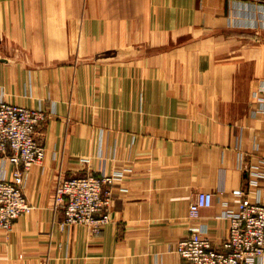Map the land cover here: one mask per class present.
<instances>
[{"label":"crops","instance_id":"obj_1","mask_svg":"<svg viewBox=\"0 0 264 264\" xmlns=\"http://www.w3.org/2000/svg\"><path fill=\"white\" fill-rule=\"evenodd\" d=\"M263 83L264 0H0V102L47 113L0 264H187L193 226L220 248L240 156L264 154ZM119 172L100 233L65 225L59 176ZM200 191L214 203L192 219Z\"/></svg>","mask_w":264,"mask_h":264},{"label":"built area","instance_id":"obj_2","mask_svg":"<svg viewBox=\"0 0 264 264\" xmlns=\"http://www.w3.org/2000/svg\"><path fill=\"white\" fill-rule=\"evenodd\" d=\"M260 91H264V83ZM46 117L40 107L0 102V158L6 157L14 166L11 178L0 177L1 230H11L14 220L33 208L25 194V183L29 170L42 163L46 155V147L36 135L38 125ZM260 151L261 145L257 144L256 152ZM256 157L251 161L244 153L240 156L239 167L247 174V183L231 192L239 202L231 206L229 201L221 200L222 216L229 221L227 238L219 248L206 228L193 226L177 246L187 264H264V154ZM121 176L120 172L59 176L53 202L55 209L63 208L65 225L81 224L100 233L111 220L106 212L112 201L108 186ZM223 194L221 190L220 195ZM214 197L209 191L198 192L189 205V217H200L203 208L213 205Z\"/></svg>","mask_w":264,"mask_h":264},{"label":"rangeland","instance_id":"obj_3","mask_svg":"<svg viewBox=\"0 0 264 264\" xmlns=\"http://www.w3.org/2000/svg\"><path fill=\"white\" fill-rule=\"evenodd\" d=\"M110 186V185H109ZM106 212L107 213H109V211H108V209L106 210ZM108 224V223H107ZM106 226V225H105ZM12 228H13V226H12ZM12 230V229H11ZM11 230H9V231H11ZM4 231H6V230H4ZM9 231H6V232H9Z\"/></svg>","mask_w":264,"mask_h":264}]
</instances>
